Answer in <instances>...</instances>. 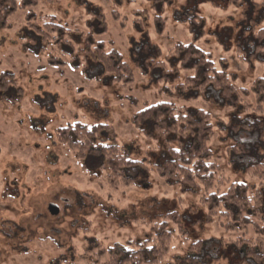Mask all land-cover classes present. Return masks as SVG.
<instances>
[{"label": "rangeland", "instance_id": "rangeland-1", "mask_svg": "<svg viewBox=\"0 0 264 264\" xmlns=\"http://www.w3.org/2000/svg\"><path fill=\"white\" fill-rule=\"evenodd\" d=\"M25 1L34 3L0 31V264H105L104 250L145 242L164 222L172 243L159 264H242L234 248L241 233L209 220L201 204L204 194L224 193L234 182L253 190L264 184L249 169L264 163V104L257 110L253 91L264 79V54L249 58L238 42L242 12L201 4L203 33L183 10L204 0H17ZM192 43L230 75L240 101L186 85L194 71L170 55ZM99 44L133 68V84L110 82L94 57ZM4 74L14 77L9 89ZM160 103L210 113L222 179L212 191L187 193L157 174L161 151L132 120ZM76 124L113 127L123 154L140 164L127 172L133 184L111 187L108 171L90 168L58 142L56 131ZM236 145L246 151L236 153ZM172 212L180 223L167 217ZM199 241L196 255L191 246Z\"/></svg>", "mask_w": 264, "mask_h": 264}, {"label": "trees", "instance_id": "trees-1", "mask_svg": "<svg viewBox=\"0 0 264 264\" xmlns=\"http://www.w3.org/2000/svg\"><path fill=\"white\" fill-rule=\"evenodd\" d=\"M205 2L219 10L241 11V21L236 22L240 29L238 42H241L244 49L251 51L249 58L264 54V0H204L190 9L184 8L183 11H192L194 15L189 19L185 15V22L194 23V20H198L203 33L205 23L201 17L200 5ZM33 3L25 1L19 5L17 0H0V31L11 29V18L19 10ZM229 15L233 20L231 13ZM158 20L164 24L161 17H158ZM31 28L40 30L35 24H32ZM247 54L246 59H249ZM94 57L103 67L110 82H135L133 68L120 54L114 51L106 53L99 44ZM170 57L177 60L183 69L194 71V75L186 79L188 87L198 93L213 88L229 103L241 100L230 75L218 71L211 55L194 43L179 44L173 49ZM3 76L12 78L6 84L9 89L11 83H15L14 77L8 74ZM253 91L259 105L257 110H262L260 106L264 104V79L254 82ZM132 124L161 151L155 169L166 183L181 186L184 192L193 194L212 191L218 184H222V179L218 180L221 169L213 163L214 152L210 147L215 136L210 113L202 110L185 112L172 104L160 103L137 113ZM56 137L80 162H86L90 168L108 171L106 180L111 187L117 188L120 183L126 186L133 184L127 172L140 164L123 154L116 143L117 136L112 126L96 125L89 128L76 124L58 129ZM234 150L236 153L246 151L240 145H236ZM249 169L255 172L256 177L264 179V163ZM201 204L208 210L209 220L217 219L226 231L241 233L234 242V248L237 257L243 256L242 264H264V184L253 190L246 183L234 182L224 193L204 194ZM167 217L177 223L181 222V216L177 212L169 213ZM171 243L172 234L168 224L164 222L153 227L151 238L145 242L104 250L103 254L108 257L105 264H159L169 254ZM202 245L203 241H199L191 246V250L198 255Z\"/></svg>", "mask_w": 264, "mask_h": 264}, {"label": "water", "instance_id": "water-1", "mask_svg": "<svg viewBox=\"0 0 264 264\" xmlns=\"http://www.w3.org/2000/svg\"><path fill=\"white\" fill-rule=\"evenodd\" d=\"M49 212L52 214V215H54V216H56V215H58L59 214V208L56 206V205H50V207H49Z\"/></svg>", "mask_w": 264, "mask_h": 264}]
</instances>
